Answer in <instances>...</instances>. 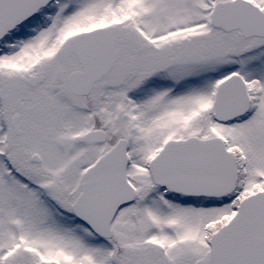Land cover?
Returning <instances> with one entry per match:
<instances>
[{
	"label": "snow or ice",
	"instance_id": "6c2138e0",
	"mask_svg": "<svg viewBox=\"0 0 264 264\" xmlns=\"http://www.w3.org/2000/svg\"><path fill=\"white\" fill-rule=\"evenodd\" d=\"M0 264H264V0H0Z\"/></svg>",
	"mask_w": 264,
	"mask_h": 264
}]
</instances>
